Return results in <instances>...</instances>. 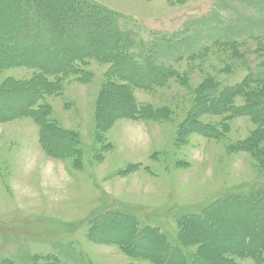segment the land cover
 <instances>
[{"label":"rangeland","instance_id":"374dc122","mask_svg":"<svg viewBox=\"0 0 264 264\" xmlns=\"http://www.w3.org/2000/svg\"><path fill=\"white\" fill-rule=\"evenodd\" d=\"M92 1L118 14L120 27L131 32L136 44L131 51L135 58L151 57L152 64L178 73L162 86L133 91L137 105H148L153 112L164 109L169 120H118L97 143V114L108 124L122 98L101 97L110 65L91 60L85 67L93 74L90 83L70 77L62 95L44 102L61 127L79 134L81 168H75L74 157H49L31 119L0 124V260L34 264V256H51L61 264H149L88 236L91 221L108 213L133 216L140 230L157 229L173 247L194 257L198 246H181L184 216L199 215L229 194L262 190L264 169L251 154L232 150L256 130L250 116L229 120V113L201 115L199 123L206 126L227 125L229 132L219 140L191 134L178 146L177 128L202 91L208 100L225 98L233 87L264 75V0ZM13 8L14 1L0 3V29ZM224 43L237 46L223 47ZM33 74L27 68L9 69L1 74L0 84L9 78L28 80ZM140 76L146 81L148 75ZM3 100L0 109L23 104ZM232 102L242 107L245 96L232 95ZM99 103L104 107L97 108ZM129 167L134 171L120 175ZM255 213L223 212L194 228L193 235L208 239L204 259L218 262L213 251L241 238L239 231ZM261 220L264 216L255 219L254 229ZM231 233L234 238L227 240ZM142 244L150 253L160 252L158 243ZM236 261L255 264L250 258Z\"/></svg>","mask_w":264,"mask_h":264},{"label":"trees","instance_id":"16d2710c","mask_svg":"<svg viewBox=\"0 0 264 264\" xmlns=\"http://www.w3.org/2000/svg\"><path fill=\"white\" fill-rule=\"evenodd\" d=\"M11 1L15 2V8L2 21L4 24L0 29V76L13 68H27L33 70L34 74L28 80L9 78L0 84V106L4 103L3 98L16 104L23 102L17 109H0V124L31 119L39 129L40 146L49 157H74L75 168H81L79 134L61 127L53 119L50 104L44 102L46 97L62 95L65 81L70 77L81 84L90 83L93 74L86 71L85 67L91 60L110 65L105 74L101 97L120 95L122 98L120 109L112 113L108 124H103L97 114L94 135L97 143L102 142L106 132L118 120H169L168 112L166 115L162 113L164 109L153 112L148 105H137L133 91L146 90L154 84L162 86L167 79L178 73L172 67L152 64L151 57L142 60L135 58L131 51L136 44L131 32L120 27L117 13L92 0H0V3ZM53 5H58L60 9L48 10ZM6 33L7 36H3ZM87 46H90L88 50L85 49ZM222 46L231 48L237 45L224 43ZM132 68H136L137 73ZM140 75H148L144 77L146 81ZM248 85H255V88H248ZM233 89L229 94L227 92V97L220 96L214 100H208L202 91L196 106L191 107L185 120L178 125L177 145L187 143L191 134L219 140L229 132L227 125L215 128L199 123L201 115L229 113L232 115L229 120L250 116L256 130L246 139L232 145V150L251 154L259 168L264 169V75L250 77L244 86L241 84ZM239 94L245 96V105L235 108L232 95ZM102 105L99 103L97 108L104 107ZM133 171L134 168L129 167L122 170L120 175ZM231 211L257 213L243 224L242 231H239L241 238L228 247L213 251L219 260L213 261V264H237L236 258H250L255 264H264V220L255 229L253 227L255 219L264 216V188L250 195L229 194L210 204L199 215L184 216L181 246H198L199 251L194 257H188L182 249L173 247L157 229L140 230L138 220L127 214L108 213L92 220L94 226L88 236L98 243L117 245L126 255L143 259L149 264H212L203 257L208 239L193 235V229L204 222H211L215 214ZM233 234L228 235L227 240L233 239ZM99 235L101 238L98 239ZM144 241L149 244L158 243L161 246L160 252L150 253L147 245L142 244ZM32 261L34 264H61L51 256H34ZM0 264L17 263L3 259Z\"/></svg>","mask_w":264,"mask_h":264},{"label":"bare ground","instance_id":"6f19581e","mask_svg":"<svg viewBox=\"0 0 264 264\" xmlns=\"http://www.w3.org/2000/svg\"><path fill=\"white\" fill-rule=\"evenodd\" d=\"M71 40H72V39H71ZM67 41H68V40H67ZM66 51H67V50H66ZM66 51H65V52H66ZM73 53H74V52H73ZM66 54H67V53H66ZM64 55H65V54H64ZM71 55H72V54H71ZM67 57H68V56H67ZM26 58H27V57H26ZM63 58H64V57H63ZM68 59H69V57H68ZM68 59H67V60H68ZM65 61H66V60H65ZM63 64H64V61H63ZM53 69H54V68H53ZM6 114H7V113H6ZM9 114H10V113H9ZM10 115H11V114H10ZM1 116H3V115H1Z\"/></svg>","mask_w":264,"mask_h":264}]
</instances>
